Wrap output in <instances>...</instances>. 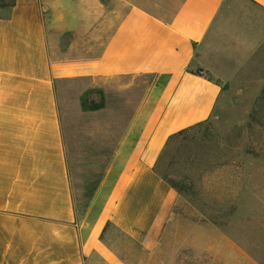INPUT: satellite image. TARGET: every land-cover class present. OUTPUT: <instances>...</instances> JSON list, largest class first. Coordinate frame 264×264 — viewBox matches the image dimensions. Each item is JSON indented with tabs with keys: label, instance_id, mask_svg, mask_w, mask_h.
Here are the masks:
<instances>
[{
	"label": "crops",
	"instance_id": "crops-1",
	"mask_svg": "<svg viewBox=\"0 0 264 264\" xmlns=\"http://www.w3.org/2000/svg\"><path fill=\"white\" fill-rule=\"evenodd\" d=\"M140 76L167 90L128 121L118 148L127 168L107 212L79 218L61 87ZM241 84L264 85V0H14L0 9V264H125L111 233L154 251L186 222L181 197L154 170L168 137L208 121Z\"/></svg>",
	"mask_w": 264,
	"mask_h": 264
},
{
	"label": "rangeland",
	"instance_id": "rangeland-1",
	"mask_svg": "<svg viewBox=\"0 0 264 264\" xmlns=\"http://www.w3.org/2000/svg\"><path fill=\"white\" fill-rule=\"evenodd\" d=\"M157 82L118 77L91 87L76 79L61 87L77 217L107 212L127 168L118 150L124 130L139 107L166 92ZM255 89L233 87L208 121L163 149L154 170L181 197L186 222L152 252L111 233L125 264H264V85Z\"/></svg>",
	"mask_w": 264,
	"mask_h": 264
},
{
	"label": "trees",
	"instance_id": "trees-1",
	"mask_svg": "<svg viewBox=\"0 0 264 264\" xmlns=\"http://www.w3.org/2000/svg\"><path fill=\"white\" fill-rule=\"evenodd\" d=\"M14 6V0H10L9 1V3H5V2H3V1H0V9H8V10H11L12 9V7ZM197 74V73H196ZM207 77V76H206ZM208 78V77H207ZM205 123V122H204ZM204 123H200V124H196V125H194V126H191V127H188V128H186V129H183V130H181V131H179V132H177V133H175V134H172L170 137H168V139H167V141H166V143H165V145H164V148L167 146V144L169 143V141L171 140V139H173L174 137H176V136H180V135H183L184 133H186L187 131H190V130H192L193 128H195V127H199L200 125H202V124H204ZM163 151V150H162ZM159 176V175H158ZM160 177V176H159ZM161 178V177H160ZM168 186H170L175 192H176V190H175V188L171 185V184H169L167 181H165L163 178H161Z\"/></svg>",
	"mask_w": 264,
	"mask_h": 264
}]
</instances>
